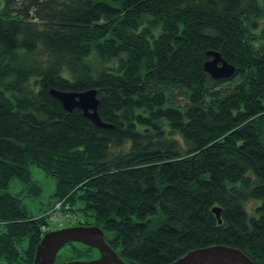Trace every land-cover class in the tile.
<instances>
[{
  "label": "trees",
  "instance_id": "16d2710c",
  "mask_svg": "<svg viewBox=\"0 0 264 264\" xmlns=\"http://www.w3.org/2000/svg\"><path fill=\"white\" fill-rule=\"evenodd\" d=\"M89 89L111 128L51 94ZM32 165L56 180L38 217L5 190L38 195ZM58 202L130 264L215 244L264 264V0H0V264H32Z\"/></svg>",
  "mask_w": 264,
  "mask_h": 264
},
{
  "label": "water",
  "instance_id": "95a60500",
  "mask_svg": "<svg viewBox=\"0 0 264 264\" xmlns=\"http://www.w3.org/2000/svg\"><path fill=\"white\" fill-rule=\"evenodd\" d=\"M209 59L204 62L205 71L213 79L230 77L235 67L224 60L218 52L207 51ZM62 106L71 111L78 108L96 126L111 128L103 122L97 112L98 98L95 89L82 92L51 90ZM217 222L220 224V209L214 207ZM74 242L84 244L98 251V256L88 261L68 260L57 261V254L65 244ZM32 264H130L118 256L104 238V232L96 225L78 224L57 230L45 232L34 252ZM168 264H254V262L240 249L215 244L199 247L186 252L184 255Z\"/></svg>",
  "mask_w": 264,
  "mask_h": 264
},
{
  "label": "rangeland",
  "instance_id": "374dc122",
  "mask_svg": "<svg viewBox=\"0 0 264 264\" xmlns=\"http://www.w3.org/2000/svg\"><path fill=\"white\" fill-rule=\"evenodd\" d=\"M127 145L129 146V143ZM128 146L125 150L128 149ZM30 171L32 180L40 187V192L38 195H32V193L28 194L26 186L17 177H14L10 180L5 190L12 194H19L22 203L26 207L29 214L38 217L46 213L49 210L52 202L56 199V197L54 196L56 180L53 176L45 175L44 171L35 165L31 166ZM252 202H254L255 205L258 204L257 200H252ZM78 205L81 206V203L78 202ZM246 211L249 215L253 213V210L250 211L248 208ZM82 217L83 214L81 212H78L77 219H75L73 222H61L55 221L47 216L48 224L46 226V229L47 231H50L75 226L76 224L78 225L80 221H82ZM3 229L4 224L0 222V232H2ZM66 252L67 246L62 247L58 252L60 256L59 258L62 261H65V259L68 258L66 257ZM97 256L98 251L92 250L91 254L87 256L73 257L70 258V260L88 261ZM58 262H60V260Z\"/></svg>",
  "mask_w": 264,
  "mask_h": 264
},
{
  "label": "built area",
  "instance_id": "2783aa9c",
  "mask_svg": "<svg viewBox=\"0 0 264 264\" xmlns=\"http://www.w3.org/2000/svg\"><path fill=\"white\" fill-rule=\"evenodd\" d=\"M67 210V207L62 205V202H58L55 204L48 216L55 221L61 222H73L75 219H77L74 214L69 213Z\"/></svg>",
  "mask_w": 264,
  "mask_h": 264
},
{
  "label": "flooded vegetation",
  "instance_id": "af4514ba",
  "mask_svg": "<svg viewBox=\"0 0 264 264\" xmlns=\"http://www.w3.org/2000/svg\"><path fill=\"white\" fill-rule=\"evenodd\" d=\"M79 224V223H78ZM77 225V224H76ZM83 225H85V224H83Z\"/></svg>",
  "mask_w": 264,
  "mask_h": 264
}]
</instances>
